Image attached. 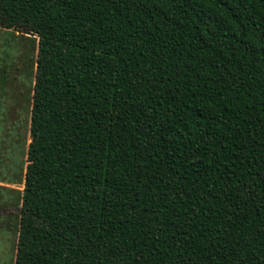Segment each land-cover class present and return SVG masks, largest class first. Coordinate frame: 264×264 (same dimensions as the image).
I'll return each mask as SVG.
<instances>
[{
  "label": "trees",
  "instance_id": "obj_1",
  "mask_svg": "<svg viewBox=\"0 0 264 264\" xmlns=\"http://www.w3.org/2000/svg\"><path fill=\"white\" fill-rule=\"evenodd\" d=\"M0 28L35 41L0 58L9 264H264V0H0Z\"/></svg>",
  "mask_w": 264,
  "mask_h": 264
},
{
  "label": "rangeland",
  "instance_id": "obj_2",
  "mask_svg": "<svg viewBox=\"0 0 264 264\" xmlns=\"http://www.w3.org/2000/svg\"><path fill=\"white\" fill-rule=\"evenodd\" d=\"M17 35H12V32L3 28H0V58L2 56H4V54L6 52H10L11 56H19L21 54V50L23 51H28L30 49H32L33 45L35 44V41L33 39V36H31L30 34H25V33H21V32H16ZM28 36V37H25ZM19 65H22V62H19ZM25 126V124H24ZM29 135V133L27 134ZM28 137V136H26ZM30 139L27 138L26 144H25V148L27 149V145L29 143ZM16 150L17 152V156L14 155L11 158H8L7 162L10 165L11 169L9 170V175L12 178L13 175L15 174V172L18 173L17 176H23V171L25 169V166L27 164L26 159H27V155H26V150L24 153H22L20 156L19 154V149H14V151ZM13 154V153H11ZM10 154V155H11ZM13 174V175H12ZM0 185L2 186H6L10 189H16V190H22L23 189V183H16V182H10V181H0ZM7 191V190H6ZM19 192V191H18ZM6 194L11 195V194H15V192L13 191H8L4 195V198H7ZM8 199V198H7ZM4 229V233H3V238H1L0 242L2 244V249L0 250V264H9V257H10V253H12L11 257L12 260L15 256V249L11 248L12 245V231H8L6 232L8 229ZM3 232V231H2ZM13 247V245H12ZM12 250V251H11Z\"/></svg>",
  "mask_w": 264,
  "mask_h": 264
}]
</instances>
